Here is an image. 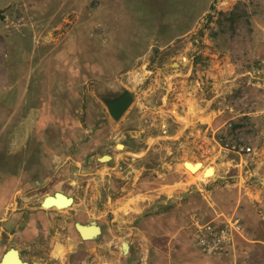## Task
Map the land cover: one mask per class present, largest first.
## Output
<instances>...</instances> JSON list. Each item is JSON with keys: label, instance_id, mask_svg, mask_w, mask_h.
<instances>
[{"label": "rangeland", "instance_id": "rangeland-1", "mask_svg": "<svg viewBox=\"0 0 264 264\" xmlns=\"http://www.w3.org/2000/svg\"><path fill=\"white\" fill-rule=\"evenodd\" d=\"M126 93L114 120L106 103ZM176 162L215 169L200 197L213 217L188 220L237 221L240 239L252 229L261 242L248 251L264 264L250 212L264 217V0H0V257L142 264L127 209ZM56 192L76 204L43 208ZM91 222L104 233L72 244L74 224ZM168 228L154 240L164 250L178 246Z\"/></svg>", "mask_w": 264, "mask_h": 264}, {"label": "crops", "instance_id": "crops-1", "mask_svg": "<svg viewBox=\"0 0 264 264\" xmlns=\"http://www.w3.org/2000/svg\"><path fill=\"white\" fill-rule=\"evenodd\" d=\"M20 53L23 57L26 55V59L28 60L29 52L27 49L21 50ZM22 64H25L24 60H22ZM34 75L35 73L24 80L21 79V81L26 84L29 83L30 85L36 84L33 80ZM17 82H19V80H17ZM31 90L32 88H30V90L25 89V92H21L20 95H36ZM171 168L172 170L167 174H162L161 179L164 180V182L160 183L159 186H155V188L151 190H143V192L137 191V193L133 195V200L136 202H134L132 206L129 205L127 209V218L131 223L128 224V227L134 229L132 233L141 236L144 241L143 243L147 245V247L146 245L143 246L141 251L142 254L141 256H138V258L141 257L142 264H254V259L251 256V252L248 251V248L252 247V243H258L261 241L250 237L253 236L252 229L247 227L244 228V226H247L246 224L243 225L245 231L243 239L234 237L233 243L229 247L228 254L221 260L218 257H208L190 247V231L188 229V224L190 223V220L194 218L191 217L190 220H188V218L191 214L198 215V213L204 211H207V213L209 212V218L213 217L212 212L216 210H212L210 203L208 204L205 200L201 203L202 199H200V197L203 196L205 198V195L210 197L208 193L211 194V190L215 189L214 183L216 182V179H214V177L209 179L203 177V172H205L204 170L208 167L197 174L186 172L184 169L178 167L177 162L174 163ZM144 183L145 182H143V184ZM207 186L211 187V190H208ZM183 192H186L184 194L186 197L185 200L181 199V194ZM72 199L73 203L70 207L76 204V199ZM128 199L130 200L129 197ZM43 200L41 201V204ZM141 200L145 201L140 202ZM250 208L251 216L255 225L264 227V217L262 216L261 218L259 216L260 214L256 205L254 204ZM50 209L56 210V208ZM245 210L247 211L248 209L246 208ZM172 213H175L176 215ZM38 216L41 218L43 215ZM165 227H169V230L167 229V235L174 234L175 236H178L177 247L172 244L171 249H169L166 244V249L164 250L163 247L159 248L154 245V240H162L161 234L163 232H161V229L164 230ZM100 230L101 235L104 233V230L101 227ZM169 237L170 236H167L165 240H168ZM94 240L96 239L83 240L79 233L75 231V237L70 242L72 244H74V242L82 244L91 243ZM160 243L161 242H158V245ZM262 243L264 244V241H262ZM175 252L178 253L176 257ZM127 254L129 259L135 256V254L131 252L129 246L127 248ZM71 255H74L72 258L73 260H76L77 257L83 258L82 254L78 255V253H72ZM119 260V264H124L121 262L120 258ZM86 262L87 261L84 260L81 264H86Z\"/></svg>", "mask_w": 264, "mask_h": 264}, {"label": "built area", "instance_id": "built-area-1", "mask_svg": "<svg viewBox=\"0 0 264 264\" xmlns=\"http://www.w3.org/2000/svg\"><path fill=\"white\" fill-rule=\"evenodd\" d=\"M225 148L229 145L223 144ZM244 151V148H238ZM246 152L250 149L246 148ZM192 245L202 254L208 257H224L228 254L229 247L234 237L242 234V228L237 221L220 223L216 221L201 222L195 219L190 220Z\"/></svg>", "mask_w": 264, "mask_h": 264}, {"label": "water", "instance_id": "water-1", "mask_svg": "<svg viewBox=\"0 0 264 264\" xmlns=\"http://www.w3.org/2000/svg\"><path fill=\"white\" fill-rule=\"evenodd\" d=\"M131 101H132V98L130 97V95L128 93H126V94H123L117 100L107 102L106 107H107V111H108L109 115L111 116V118L114 120H118L122 116V114L127 110ZM105 157H108V156L102 157L101 160L104 161L103 158H105ZM54 197L57 199L58 198L61 199V201L64 203V205H69L71 203V200H72L71 198H67L66 196H64L63 194H60L58 192L54 193ZM51 199H53V198L47 197L46 199H44V201L42 203V207L45 205V203L48 200H51ZM75 229L77 230V232L79 233L80 237L83 240L96 239L101 233L100 227L94 222L88 223L86 225L76 223ZM123 244H125V243H123ZM123 244H122V246H123ZM0 264H36V263H34V262L27 263V262L23 261L20 258L18 251H16L14 248H9L7 251H5L2 254L1 259H0ZM99 264H108V263L103 262V263H99Z\"/></svg>", "mask_w": 264, "mask_h": 264}, {"label": "bare ground", "instance_id": "bare-ground-1", "mask_svg": "<svg viewBox=\"0 0 264 264\" xmlns=\"http://www.w3.org/2000/svg\"><path fill=\"white\" fill-rule=\"evenodd\" d=\"M119 148H122V146L120 145L119 146ZM108 159V157H105V158H103V160H107ZM186 168L189 170V171H191L192 173H200V171H202V169H204V166L202 165V163H198V162H195V163H192V162H187L186 163ZM205 172H203V174H204V176H210V175H213L214 173H215V169H214V167H208L207 169H205L204 170ZM60 194H62V193H60ZM64 195V194H63ZM65 196V195H64ZM47 197H52L53 199H51V200H48L46 203H45V205L43 206V208H47V209H49V208H56V209H58V210H62V209H65V208H68V207H70L71 205H72V203H73V199L71 200V203L69 204V205H64V203L61 201V199H57V198H55L54 197V195H52V196H47ZM46 197V198H47ZM67 197V196H66ZM46 198H44V199H46ZM67 198H70V197H67ZM44 201V200H43ZM43 203V202H42ZM42 205V204H41ZM127 248H128V246H127V244L125 243V244H123V246H122V251H124V252H126L127 251ZM16 251H18L17 249H15ZM18 254H19V252H18ZM19 256H20V254H19ZM21 258V257H20ZM0 259H1V257H0ZM26 262V261H25ZM27 263H32V262H27ZM35 263V262H34ZM106 263V262H105ZM36 264H39V263H37L36 262ZM109 264V263H108Z\"/></svg>", "mask_w": 264, "mask_h": 264}]
</instances>
